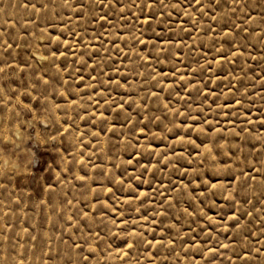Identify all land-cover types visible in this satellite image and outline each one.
I'll list each match as a JSON object with an SVG mask.
<instances>
[{"label": "rangeland", "instance_id": "374dc122", "mask_svg": "<svg viewBox=\"0 0 264 264\" xmlns=\"http://www.w3.org/2000/svg\"><path fill=\"white\" fill-rule=\"evenodd\" d=\"M149 3L0 0V264H264V0Z\"/></svg>", "mask_w": 264, "mask_h": 264}, {"label": "snow or ice", "instance_id": "6c2138e0", "mask_svg": "<svg viewBox=\"0 0 264 264\" xmlns=\"http://www.w3.org/2000/svg\"><path fill=\"white\" fill-rule=\"evenodd\" d=\"M116 2H118V0H116ZM199 2H200V0H197L198 4H199ZM215 2L218 4L219 0H215ZM237 2H238V0H237ZM152 3L163 4V0H151V3L147 4L146 7L151 8ZM33 7H35V6H33ZM227 35H229V33H225V36H227ZM141 43H143V42H141ZM9 47H11V45H9ZM220 55L223 58V54L221 53ZM2 71H3V69L0 68V72H2ZM44 83L47 84L48 81H44ZM33 90L35 91V86L33 87ZM61 95H63V93H61ZM46 98H47V91L45 90L44 92L38 93L37 96L34 98L35 99V104H33V105H24L23 107L28 109V114L29 115L32 114V109L33 108L36 109V115H40L41 114L40 113V102H41V100L45 101L43 107L45 109L48 108V105H47V102H46ZM9 103H11L10 100L5 103L4 107L7 108V104H9ZM58 107L59 106L57 105V108ZM120 107L123 108V105H120ZM3 110L4 109H0V111H3ZM18 115H19L18 113H14L13 114L14 118H18ZM33 118H35V117H33ZM11 122L12 121L9 120L10 124H11ZM20 129H24V124L23 123H20L18 125L17 131L15 133H13L12 135L13 136H21L22 132L20 131ZM61 129H62V126L57 128L56 131H57L58 135L61 133ZM9 131H11V128H9ZM63 131L67 132L68 129L67 128H63ZM201 131H203V129H201ZM140 132H141V134H143L145 132V128H141ZM29 136H31V133H29ZM51 139L54 141L56 139V136L51 137ZM181 139H183V137H181ZM29 143H31V141H29ZM192 143L195 144V141H192ZM53 147H55V145H53ZM197 147H199V146H197ZM197 154L201 155L200 153H197ZM202 155L204 157V159L202 161V164L210 161L213 165H216L218 163H224L226 165V167H228L229 169L231 168V164L228 162V160H218L217 159V156H219L220 153H214L212 148H208L207 151H206V154H202ZM15 156H16V151L14 150V140L11 139L8 135L0 136V160H2L5 165H7V164H9L11 158L15 157ZM5 157H8L9 159L5 160L4 159ZM35 162H36V158H35V156H33L30 160L27 161L26 166L28 168H31ZM129 163H131V161H129ZM202 164H201V166H202ZM16 167H17V165L15 163H13L12 166L7 169V171H0V178H3L5 180H7L9 178L10 174L11 175L15 174L14 169ZM239 175L241 177H244L245 183L248 180L253 179V177L247 175L242 170H241ZM197 177H198V174H197ZM28 178L33 180V181L37 180V177H35V176H29ZM81 179H83V177H81ZM231 179L237 181V183L239 184V177L232 176ZM205 186H209V187L205 188ZM3 187H5V185L0 183V188H3ZM198 187L205 188L204 191L200 192L201 196H205L206 191H211V194L214 196L216 194L215 190L217 189V183L214 181L213 178L209 177V178L204 180L203 185H198ZM228 187H231V184H229ZM223 188H224V185H220V189H223ZM109 191H111V189H109ZM226 199H231L233 204L235 203V197L232 196V194H229V197L226 198ZM201 203H203L202 200H201ZM185 211H187V209H185ZM238 212H239V210L237 209L236 211L232 212V214L228 217L229 221L232 222V223L229 226L225 227V231H228L229 227H235V228H240L241 227L240 220L242 218V215L238 214ZM243 215H249L250 216L251 213L250 212H246ZM145 219H147V217H145ZM115 223H116V221L114 220L113 224H115ZM139 235L140 234L136 233V232L129 233L130 237H137ZM125 243L127 244L128 248L131 249L132 247L136 246L137 241L136 240H132V242L129 243L128 240H125ZM222 247L227 248L228 245L225 244V245H222Z\"/></svg>", "mask_w": 264, "mask_h": 264}]
</instances>
